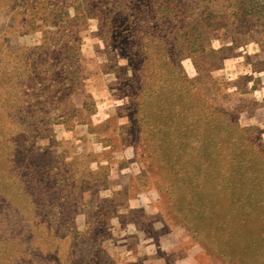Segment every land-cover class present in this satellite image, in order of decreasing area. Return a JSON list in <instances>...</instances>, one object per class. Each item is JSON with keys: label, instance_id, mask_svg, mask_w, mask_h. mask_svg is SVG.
Segmentation results:
<instances>
[{"label": "rangeland", "instance_id": "rangeland-1", "mask_svg": "<svg viewBox=\"0 0 264 264\" xmlns=\"http://www.w3.org/2000/svg\"><path fill=\"white\" fill-rule=\"evenodd\" d=\"M108 1L0 0V264H264L242 238L264 209L213 229L207 154L214 101L264 145V0H174L176 44ZM140 91L180 112L176 156L146 142Z\"/></svg>", "mask_w": 264, "mask_h": 264}, {"label": "trees", "instance_id": "trees-1", "mask_svg": "<svg viewBox=\"0 0 264 264\" xmlns=\"http://www.w3.org/2000/svg\"><path fill=\"white\" fill-rule=\"evenodd\" d=\"M131 1H108L109 11H107L109 13L122 12L125 16L124 24L132 22L134 11L136 12L135 17H141L142 24L146 26L148 25L146 18L152 17L153 21L154 19L156 21L162 19V21H166L164 22V26H167L166 31L171 32L167 38L162 40H165V42L172 40L174 44L177 43V32L172 31L174 27L170 21L174 10V0H143L142 5L137 9L136 7L131 9L127 6ZM238 6L240 7V5ZM68 21L69 19L65 20V23H68ZM109 21L111 25L117 23L112 19H109ZM56 24L53 21V26L57 27ZM212 26L219 27L220 25L214 23ZM155 33L159 32L155 31ZM147 34L149 33H145L144 37ZM162 37H166L165 34ZM131 38L134 45L130 46L127 44L125 46L130 48V50L136 46L135 54L128 53V55L134 56L139 52L142 56L143 54L146 55L147 52L145 50H140V38L136 30L131 33ZM233 42L234 44L236 43L235 40ZM69 44L70 46L66 50L69 53V58L73 60L77 53L74 47L75 42L70 41ZM170 52H167V55L171 54L173 56ZM110 54H115V52H110ZM116 55H112L113 59L116 58ZM174 55L179 56L178 53H174ZM144 94H146L144 91H140L137 95L134 94L133 102L136 100L135 98L138 99L134 102L136 121H142L144 128L146 126L150 130L147 135L148 138L145 139L146 142H151L160 149L166 147L168 149L167 155L176 156L175 153L168 152H171L175 147H180V112H178L176 107L169 104L160 105L152 101L146 103L142 99ZM215 102L210 103V152L207 154L208 159H210V220L216 224L213 229L216 232H220L222 227H224L223 220H225L228 211L236 213L237 225L249 222L248 217L250 214H253L256 222L261 221L260 214L256 213L254 215V212L255 210L264 209V145L261 144V139L250 138L249 132L252 128L240 127L237 120L233 118L232 113L229 111L224 113L223 109L220 110ZM216 116L222 119H218ZM200 153L197 159H205L204 155L206 154L202 153V151ZM260 229L264 230L263 227ZM240 233L242 234V231ZM215 236L219 239V233ZM242 238L251 242L250 249L246 251L250 252L248 259H252L255 254H259V250H255V248L257 242L264 238L262 231L261 233L260 231L252 233L251 230L249 232L246 230L242 234ZM260 250L264 254V250ZM242 252L244 253L245 251H240V254Z\"/></svg>", "mask_w": 264, "mask_h": 264}]
</instances>
